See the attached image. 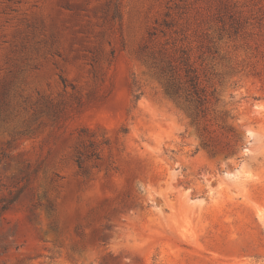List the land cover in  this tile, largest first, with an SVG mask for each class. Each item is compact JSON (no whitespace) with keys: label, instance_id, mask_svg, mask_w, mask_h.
Instances as JSON below:
<instances>
[{"label":"rangeland","instance_id":"374dc122","mask_svg":"<svg viewBox=\"0 0 264 264\" xmlns=\"http://www.w3.org/2000/svg\"><path fill=\"white\" fill-rule=\"evenodd\" d=\"M0 264H264V0H0Z\"/></svg>","mask_w":264,"mask_h":264},{"label":"trees","instance_id":"16d2710c","mask_svg":"<svg viewBox=\"0 0 264 264\" xmlns=\"http://www.w3.org/2000/svg\"><path fill=\"white\" fill-rule=\"evenodd\" d=\"M186 83L188 87L181 91L179 86L171 84L166 89V93L181 106V108L188 110L194 117H204L206 114L203 104L206 99L203 97V89L197 88L196 78L187 74Z\"/></svg>","mask_w":264,"mask_h":264}]
</instances>
